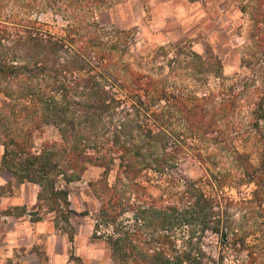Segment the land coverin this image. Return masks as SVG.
I'll list each match as a JSON object with an SVG mask.
<instances>
[{
  "label": "trees",
  "instance_id": "trees-1",
  "mask_svg": "<svg viewBox=\"0 0 264 264\" xmlns=\"http://www.w3.org/2000/svg\"><path fill=\"white\" fill-rule=\"evenodd\" d=\"M110 1L18 0L71 17L62 35L15 13L0 18V167L16 182L49 187L67 208L62 182L98 166L92 235L119 264H224L207 255L208 236L244 250L247 264H264V75L255 87L264 63L215 93L191 90L213 61L192 49L182 58L178 48L161 53L164 74L141 72L140 56L134 69L116 55L117 38L100 40L89 12H78ZM178 68L191 70L179 78ZM42 124L57 138L34 146ZM149 171L180 187L153 196Z\"/></svg>",
  "mask_w": 264,
  "mask_h": 264
},
{
  "label": "rangeland",
  "instance_id": "rangeland-1",
  "mask_svg": "<svg viewBox=\"0 0 264 264\" xmlns=\"http://www.w3.org/2000/svg\"><path fill=\"white\" fill-rule=\"evenodd\" d=\"M138 3L139 0H113L97 9L86 8L84 6L85 8L78 9V12L80 14H84L85 10L89 12L90 16L86 21L88 22L93 19L96 22L97 27H95V30L100 40L112 42L117 38L115 44L116 55L130 58L128 61L134 69V63L130 60H135L136 55H138L141 60L139 66L136 68L137 70L146 74H164L168 71V67L167 65H162L161 53H166V56L170 57L172 50L178 48L177 56L178 58H182L183 52L191 49V41L190 39L182 43L150 41L147 29L138 20V16L140 15V11L137 8ZM15 4V6L9 7L3 2L0 5V18L15 13L16 18L14 20L20 16L32 21L35 20L36 24L55 35H62L66 23L72 22L71 17L61 16L52 9H25L20 3L18 4V0L15 1ZM239 8L241 13L229 31L228 37L216 32L215 40L219 43L218 48L214 42H211L207 49H205L207 52L199 53L202 55L206 53L210 60L213 61L211 63L212 66L206 67L200 72L197 71L198 77L193 81H189L191 83V90L196 92V94H200L203 91L215 93L217 85H227L231 82L233 76L247 74L249 73V69L254 68L256 70L259 67V63H264V0H240ZM143 18L145 19V17ZM210 26V22H205L203 27L207 29ZM119 29L123 32H119ZM124 39L127 40V44L122 46ZM175 44H178L177 47H173ZM118 48L121 50H118ZM223 54L225 55L223 56ZM214 58L220 59L219 65L215 63ZM189 70L191 69L179 70L178 68L176 74L179 78L184 77ZM262 75H264V72H259L255 76L257 80L255 87L259 84V79ZM245 113L243 109L239 113L240 115L237 117V120L244 121ZM55 138H57L55 128L51 124H42L41 131L33 138V145H38L43 140ZM99 170L98 166L88 165L78 179L67 183L62 182L61 185L68 191L67 198L70 199L74 211L71 213L72 216H75L74 220L77 222L82 221L81 216H84L88 222V225L86 224L84 228L86 232L90 231L88 241L97 244L106 253V258L112 260L109 245L102 237L92 235L93 223L95 222L94 214L98 210L99 201L92 192L91 182L98 177ZM198 172L196 165L187 166L186 173L189 176L194 177ZM7 174L9 173L0 167V176ZM144 184L147 191L153 196H158L159 194H163L164 196L169 191L173 192L180 187V183L178 182L169 185L162 176H159L154 171H149ZM15 185L16 177L13 176V181L0 185V195L10 194ZM48 191L49 187L39 189V199L46 201L50 208L61 209L60 214L62 213L63 215L65 207L60 200V196ZM163 200L166 199L164 198ZM124 215H127V213ZM69 230L70 228H68ZM99 230L108 231L104 226L100 227ZM98 232L96 231V234ZM204 239L206 243L203 247L211 258L215 259L219 256L224 264H247L244 250L232 248L227 243H219L213 236H208V238ZM112 262L113 264H119L117 260H112Z\"/></svg>",
  "mask_w": 264,
  "mask_h": 264
},
{
  "label": "crops",
  "instance_id": "crops-1",
  "mask_svg": "<svg viewBox=\"0 0 264 264\" xmlns=\"http://www.w3.org/2000/svg\"><path fill=\"white\" fill-rule=\"evenodd\" d=\"M239 1L139 0L138 20L150 41L190 39L191 49L202 53L211 42L218 48L216 32L228 37L241 13ZM205 22L211 23L207 29ZM11 181L10 174L0 176V185ZM38 190L36 183L22 181L10 194L0 195V264H113L97 244L88 241L90 231L84 229L88 222L84 216L82 221L74 220L69 198L63 217L61 209H51L37 197Z\"/></svg>",
  "mask_w": 264,
  "mask_h": 264
}]
</instances>
